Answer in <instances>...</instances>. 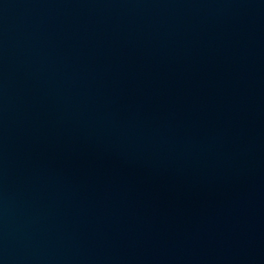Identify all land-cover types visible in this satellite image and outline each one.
<instances>
[{
  "label": "water",
  "instance_id": "water-1",
  "mask_svg": "<svg viewBox=\"0 0 264 264\" xmlns=\"http://www.w3.org/2000/svg\"><path fill=\"white\" fill-rule=\"evenodd\" d=\"M0 264H264V0H0Z\"/></svg>",
  "mask_w": 264,
  "mask_h": 264
}]
</instances>
